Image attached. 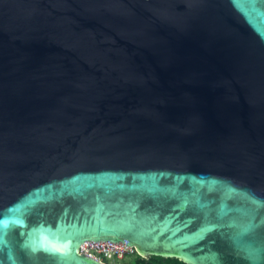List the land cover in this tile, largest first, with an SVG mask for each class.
<instances>
[{"label":"water","instance_id":"95a60500","mask_svg":"<svg viewBox=\"0 0 264 264\" xmlns=\"http://www.w3.org/2000/svg\"><path fill=\"white\" fill-rule=\"evenodd\" d=\"M264 264V0H0V264Z\"/></svg>","mask_w":264,"mask_h":264},{"label":"built area","instance_id":"2783aa9c","mask_svg":"<svg viewBox=\"0 0 264 264\" xmlns=\"http://www.w3.org/2000/svg\"><path fill=\"white\" fill-rule=\"evenodd\" d=\"M88 244H94L96 246L92 248L86 246ZM80 251L92 257L96 256L97 259L101 261H105L108 257L119 259L134 252L133 249L127 248L122 244H115L110 242L86 243L81 247Z\"/></svg>","mask_w":264,"mask_h":264},{"label":"trees","instance_id":"16d2710c","mask_svg":"<svg viewBox=\"0 0 264 264\" xmlns=\"http://www.w3.org/2000/svg\"><path fill=\"white\" fill-rule=\"evenodd\" d=\"M131 257V260L128 264H184L176 259H163L161 257L151 256L147 259L140 258L133 252L132 254H128L125 257Z\"/></svg>","mask_w":264,"mask_h":264},{"label":"rangeland","instance_id":"374dc122","mask_svg":"<svg viewBox=\"0 0 264 264\" xmlns=\"http://www.w3.org/2000/svg\"><path fill=\"white\" fill-rule=\"evenodd\" d=\"M94 253V252H93ZM95 255V254H94ZM94 258L97 259V257L95 256ZM131 260V257L127 256V257H121L119 259H113V258H107L105 261V263L108 264H128Z\"/></svg>","mask_w":264,"mask_h":264},{"label":"bare ground","instance_id":"6f19581e","mask_svg":"<svg viewBox=\"0 0 264 264\" xmlns=\"http://www.w3.org/2000/svg\"><path fill=\"white\" fill-rule=\"evenodd\" d=\"M98 245V244H97ZM86 246H89V247H95L96 245H94V244H88V245H86Z\"/></svg>","mask_w":264,"mask_h":264}]
</instances>
